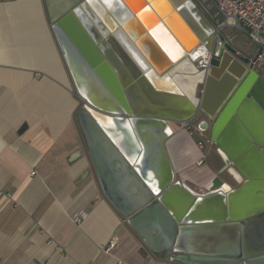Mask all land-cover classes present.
I'll return each instance as SVG.
<instances>
[{"label":"water","instance_id":"obj_1","mask_svg":"<svg viewBox=\"0 0 264 264\" xmlns=\"http://www.w3.org/2000/svg\"><path fill=\"white\" fill-rule=\"evenodd\" d=\"M89 1L44 3L64 65L83 102L76 123L105 198L139 236L155 231L147 243L159 257L170 252L174 238L185 226L222 224L237 229L233 250L226 247L204 260L178 259L204 264H264V66L256 62L260 51L255 56L239 52L209 24L212 34L199 43L210 51L211 61L206 69L197 68L195 102L190 101L173 88L172 71L177 62L170 59L160 72L154 71L117 26L95 21L92 34L80 16L86 5L92 10ZM180 1L170 0L171 6L177 10ZM150 30L147 33L152 37ZM97 33L98 40L94 37ZM105 41L112 44L120 60H130L131 67L139 70L133 79H126L104 51ZM137 101L152 109L184 114L171 118L154 111L141 112L136 109ZM198 115L204 120L197 123V129L208 132L223 160L220 174L226 172L237 187L216 176L205 193L198 194L174 181L165 150L171 136L168 122L190 121ZM250 225L258 227L253 233L258 242L254 251L249 249Z\"/></svg>","mask_w":264,"mask_h":264},{"label":"crops","instance_id":"obj_2","mask_svg":"<svg viewBox=\"0 0 264 264\" xmlns=\"http://www.w3.org/2000/svg\"><path fill=\"white\" fill-rule=\"evenodd\" d=\"M158 3L151 7L153 25L159 20L155 28L161 27L170 50L196 38L184 19L168 15L174 10L169 0ZM198 12L202 24L212 30ZM135 27L146 33L145 42L165 61L171 59L147 29L137 22ZM149 52L142 54L152 56ZM64 64L44 0H0V264H204L178 258L204 260L226 247L233 250L237 229L230 225L185 226L164 258L147 243L155 231L139 236L129 227L99 187L76 123L82 100ZM154 66V71L160 68ZM181 70L172 75L173 88L179 86L177 78L190 76L186 68ZM168 125L171 136L165 150L175 182L198 194L205 193L216 176L237 187L226 172L220 174L224 163L218 153L219 169L207 167L206 158L198 166L201 153L195 139L176 123ZM80 213L85 217L76 224L72 218ZM257 229L249 226L252 251L258 247L253 235ZM110 241L115 245L105 251Z\"/></svg>","mask_w":264,"mask_h":264},{"label":"bare ground","instance_id":"obj_3","mask_svg":"<svg viewBox=\"0 0 264 264\" xmlns=\"http://www.w3.org/2000/svg\"><path fill=\"white\" fill-rule=\"evenodd\" d=\"M147 1L152 3V4L150 3L151 6L149 5ZM158 1H163V0H158ZM158 1H154V0H90L89 4L91 5L92 10H90V8L86 5L85 7L87 9L84 7L83 11L80 12V16L85 22V24L89 27L92 34H94L93 32L96 30L95 28L96 25L94 23L95 21H99L101 22V24L107 27L120 26L127 34L129 33L128 35L133 40V43L137 45L139 51L142 50L146 54V53H150L149 52V49H150L153 52L152 56L151 55L149 56V54L147 55L149 57H147L145 54L143 55L142 51L140 53L142 54L144 59H147V62L151 63L152 67L154 65H156L157 68L160 67L158 70H156L160 72L168 64V62L165 61L160 56V54L155 50V47H153L154 45L152 43L148 45L145 42L146 33L145 32L143 33L141 32L142 30L137 29L135 27V22H137L138 25H140L143 30L151 29L150 33L152 35V38L154 39V40L152 39L154 43L156 45L159 44L163 48L165 53L169 55L168 58H171L174 62H177L176 66L174 67L172 71V75H174L175 73H179V71L182 73L181 69L183 68L184 69L186 68L185 71H187V73L190 74V76H187L186 78H180V77L177 78V83L179 84V86L175 88V90L178 93H180L181 91L182 93L186 94L188 98H190V101L195 102L192 96H193V91L195 88V83L198 81L199 76L197 75L198 74V72L196 71L197 68L193 67V65L190 64L191 63L190 61L192 60H189L188 58L187 59L188 61H186L185 56L187 57V54L193 50L196 51L193 58L199 55L201 56L203 54L202 48L200 47V50H197L198 47L201 45L199 41L203 40V38L205 39L206 37H208V35H211L212 30L208 26L206 25L204 26L202 24L200 14L195 9L192 3L188 2V0L187 1L181 0L180 1L181 5L178 7V9L177 10L174 9L173 11L171 9L168 15L172 17L174 16V13H175V16L177 15V18L184 19L189 25V27L192 29V32L196 38H191V40L183 41L182 42L183 47L181 48L177 47L176 48L177 51L170 50V47H169L170 44L168 45L166 41L168 38H166L165 33H163V30L160 29L161 27L157 26L158 27L157 29L155 27L151 28L152 25L154 24L153 20L156 16L153 10L151 9V7L152 6H154L155 8L158 7V4H159ZM95 4H98V5H95ZM94 10H95L96 15L93 13ZM136 29L138 31H136ZM142 36L145 38L144 41H141V40L139 41V37H142ZM94 37L98 40L99 34L98 33L95 34ZM145 43H146V46H145ZM111 45L112 44L105 41V43H102V48L109 55V57L112 58L116 66L122 72L123 76L126 79L127 78L133 79V76L137 75L138 74L137 71L139 70L135 67H131L132 64L130 63V60H127V61L120 60L116 52L113 51ZM128 50L130 53H133L130 47H128ZM133 54H136V53H133ZM204 55H205V52H204ZM135 57L137 58L136 55ZM160 61H162V63H160ZM158 84L160 83L158 82ZM138 87H139V90L142 92L141 87L140 86ZM136 109L141 112L154 111L155 113H159L161 115L168 116L171 118H178L184 114V112H179V111L175 112L174 110L152 109L148 107L147 104L141 101H139V103L138 101L136 102Z\"/></svg>","mask_w":264,"mask_h":264},{"label":"built area","instance_id":"obj_4","mask_svg":"<svg viewBox=\"0 0 264 264\" xmlns=\"http://www.w3.org/2000/svg\"><path fill=\"white\" fill-rule=\"evenodd\" d=\"M216 15L213 20V31L215 34L224 29L237 30L251 43L257 47L260 54L256 62L264 66V0H206ZM202 48V55L193 58L196 51L188 54L189 60L197 65L198 69H206L211 61L210 51L201 44L197 50ZM205 52V55H204ZM180 131L187 133L195 139L196 149L201 153L197 165L204 163L205 157L202 154L206 147L211 144L209 136L197 129V126L191 121H181L176 123ZM1 196V193H0ZM83 213L73 216V222L78 224L84 219ZM115 243L110 241L105 251L114 247Z\"/></svg>","mask_w":264,"mask_h":264},{"label":"rangeland","instance_id":"obj_5","mask_svg":"<svg viewBox=\"0 0 264 264\" xmlns=\"http://www.w3.org/2000/svg\"><path fill=\"white\" fill-rule=\"evenodd\" d=\"M191 2L194 4V6L197 8L198 11L203 15L206 22L210 24L213 27V20H216V15L213 11V8L209 5V3L206 0H191ZM224 36L225 38L231 39V44L236 47L241 52L245 53L248 56H255L257 53V47L254 45H251L249 41L242 35L241 32L237 30H231V29H224L222 32L219 33V35ZM190 54V53H189ZM197 67V65H195ZM198 68V67H197ZM200 70V69H199ZM264 77V72L262 74ZM200 88L198 89V91ZM83 104V102H81ZM203 117V116H202ZM198 123L196 120L193 122V124ZM205 158H206V166L209 168H215L219 169L221 167V162L219 157L216 155L215 151L209 148H207L204 152Z\"/></svg>","mask_w":264,"mask_h":264},{"label":"flooded vegetation","instance_id":"obj_6","mask_svg":"<svg viewBox=\"0 0 264 264\" xmlns=\"http://www.w3.org/2000/svg\"><path fill=\"white\" fill-rule=\"evenodd\" d=\"M191 1V0H190ZM200 116H202V115H198L195 119H193V120H190L191 121V123H193V122H195L196 120L198 121V120H200L199 119V117ZM195 125H196V123H195ZM208 136H209V134H208V132H205ZM206 148H213L214 149V151L216 152V153H218L217 151V148L214 146V144L211 142V144L210 145H208ZM225 172H223L222 174H224Z\"/></svg>","mask_w":264,"mask_h":264},{"label":"trees","instance_id":"obj_7","mask_svg":"<svg viewBox=\"0 0 264 264\" xmlns=\"http://www.w3.org/2000/svg\"><path fill=\"white\" fill-rule=\"evenodd\" d=\"M213 22V21H212Z\"/></svg>","mask_w":264,"mask_h":264}]
</instances>
